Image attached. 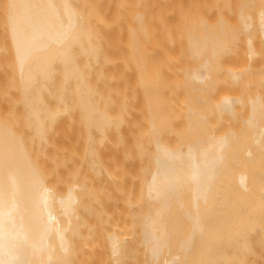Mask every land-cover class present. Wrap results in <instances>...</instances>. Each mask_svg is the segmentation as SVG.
Masks as SVG:
<instances>
[{
	"label": "bare ground",
	"instance_id": "bare-ground-1",
	"mask_svg": "<svg viewBox=\"0 0 264 264\" xmlns=\"http://www.w3.org/2000/svg\"><path fill=\"white\" fill-rule=\"evenodd\" d=\"M21 1L27 6L30 5L28 0ZM41 1L38 5L41 6L42 3L45 5V8L43 6V9L42 7L40 9H45L44 17H49V20L45 22L53 23L51 25L46 23L51 29L46 27L47 25L44 27L40 21L39 24L42 26H37L36 21V23L31 22L33 25L36 24V27H32L28 17H26L27 23L29 22L32 27L30 30L19 22L24 21L25 17L16 21L18 14L25 13L23 11L22 14L20 8L27 9L26 13H29V7L30 12L32 9L36 11V4H31L36 8L35 6L25 8L18 3L20 6L17 5L19 8L17 11H15L16 6L13 10L11 5L6 12L8 26L6 30L10 37L8 48L12 51L10 57H13L11 60L15 77L13 80L17 85L15 91L19 93L15 94L20 95L21 98L18 99L21 101V103L18 101V104L19 107L21 105L22 110L18 111H22L23 116L20 115V117L26 118V124L22 122L25 125L28 124L30 127L28 129H31L34 135L30 137L32 136V141L36 138L37 143L40 140H48L46 138L48 124L58 114L57 110H54L56 108L48 103L49 97H56L57 101L53 98L55 101L52 99L53 102L50 103L58 106V101L63 100L64 95H69L64 94V90L68 92V86L72 84L73 87L70 88L73 89L74 98H71L73 97L71 94L69 98L73 101L77 97L75 100L77 103L74 106V102L70 100V104L73 105H69V108L77 107L81 100L78 88L81 87L82 76L80 75L83 74L79 65H84V62L80 64L81 55L79 56L77 49L81 50L80 48L83 47L78 44L77 39L87 32L82 26V29L81 27L77 29L81 16L70 17L72 11L68 8L66 11H70L69 19L66 20L68 15L63 18L65 7L72 6L69 3L70 0L64 1L68 5L61 0L65 5L63 8H61L60 0H58L60 8L53 7L54 10L58 8L59 15L63 19L66 18L65 22L59 17L58 11H55L57 13L55 17L56 15L47 8L50 2L55 5L58 1L55 0L52 3V0H48L50 2L47 4L45 0L42 3ZM32 2L34 3V0ZM240 2L237 4L232 20L220 13L221 15H217L213 23L206 19L201 20L196 23L193 31L187 33L186 45L188 44V49L191 48L189 51L186 49L190 61L187 63L189 59L186 57V64L180 68L181 74L183 73V82H181L183 86L180 89L184 88L183 94H186H184V106L181 104L185 123L183 119V131L180 135L182 137L179 138V142L172 143L169 140L160 139L161 125L156 126V123L153 125V120L149 118L147 133H151L148 137L152 138L150 150L152 165L144 187L148 209L139 227L141 243L148 254L147 257L144 255L147 258L144 260L149 259L148 263L144 261L146 264H264V64L259 61L260 48L256 42L257 39L264 41V9L259 8L253 11L252 0ZM9 9H11L10 14ZM74 10L73 15L75 12L80 15L77 8ZM38 12L37 15L36 12L34 13L36 18L42 14ZM8 16H16V19ZM34 16L32 14L30 17ZM73 17L77 22L70 23ZM142 18L141 11L134 13L135 26H131L129 35L131 58L137 59V62L138 54L135 59L136 52H133L135 49L141 51V46L137 45L138 40H141L143 36L139 30L144 32V28L143 30L139 28L143 24ZM9 19L16 21V25L19 23L23 25L22 28L15 26V23L10 25L12 22ZM57 19L60 21L57 22ZM82 23L84 22L81 21ZM65 24H68V28L64 27ZM74 24L78 26L74 27ZM94 27L91 31L89 29L92 40L96 39L92 35ZM211 29L214 30L211 31ZM77 30H84V33ZM212 33H215L214 36ZM210 34L212 40L209 37ZM138 36L141 39H138ZM83 37L86 40L87 36ZM207 38H210L208 44ZM81 44L83 45L84 42ZM205 44L210 47L208 48ZM84 49L83 51H86ZM90 51L93 52L89 55L86 51L87 55L89 57L94 55L92 58L94 60L96 45L92 46ZM140 53L143 55L142 52H139V55ZM228 55L229 58L232 56L231 60H234L235 55L238 58L239 62L235 59L238 64L233 60L230 61L227 58ZM89 57L86 56V60L90 59L88 61L91 63V57ZM4 58V61H7L5 64H8L10 58H7L8 60ZM227 59V62L231 64H223ZM83 60L86 61L85 57ZM90 63V67L86 65L89 72ZM137 64L139 65V62ZM10 68L11 66L9 70ZM140 71L138 72L141 75L145 70ZM84 72H87L86 80L88 71ZM13 76H9L10 79ZM88 84L89 89L90 83ZM54 88L56 92L59 91L56 96H54L55 91L54 95L52 93ZM64 102L66 104L68 101L64 100ZM64 102L60 101V104L64 105ZM64 110L68 109L63 108L62 111L65 112ZM12 122L3 119L0 114V264H92L89 259L85 261L87 257L85 259L84 255L87 252H84L85 247L80 242L82 236L80 234L84 232H80L83 227H80V224L83 220H80L81 210L78 211L77 206L78 202H81L79 199L82 198L79 197L80 192L77 193L76 190L83 184L72 182L71 185L67 184L68 188L65 190L63 186L64 191L58 190L59 184H56L58 185L56 187L53 183L56 181L53 174L56 173L59 163L55 166L53 164L55 171L51 164L49 165L53 170L48 167L50 169L47 170L48 172L44 166L40 167L41 164L50 163L48 162L50 158L46 159L49 153L46 154V151L41 150L45 154L43 155L45 160L38 154L40 153L38 150L37 154L33 152V155L32 146L37 144L33 145L35 142H32L30 137L27 141L23 134H20L24 131L19 133L18 127L15 129L16 126L20 128L19 124L22 122L19 121L16 126L12 125L14 124ZM39 157L47 162L40 163ZM52 172H54L52 174L54 181L49 175ZM58 175L57 173L56 179ZM115 229L111 230L112 233L109 231L107 236L113 258L115 255L117 257V254L123 256L119 255L123 250L121 243L123 244L125 239L121 236L126 233L123 232L124 228L116 229V232L119 229L123 230L122 234L115 233ZM85 234L87 236V233ZM82 241L84 242V239ZM87 251L91 253L90 250ZM119 261L124 262L122 259Z\"/></svg>",
	"mask_w": 264,
	"mask_h": 264
},
{
	"label": "crops",
	"instance_id": "crops-1",
	"mask_svg": "<svg viewBox=\"0 0 264 264\" xmlns=\"http://www.w3.org/2000/svg\"><path fill=\"white\" fill-rule=\"evenodd\" d=\"M9 1H11L12 4ZM13 1L14 0H0V94L4 93L8 87H14L17 89L16 81L13 80V79H15V77L13 76L14 71L12 70L13 65H12V61H11L13 57H10V56H12L10 53L12 51H10L9 50L10 48H8L10 46L9 45L10 37H8L9 35L7 34V30H6L7 29L6 28V26H7L6 25L7 24L6 12H7L8 8H11V5H12V9L15 10V8H16L15 11H17V9H19L17 5L20 6V4L25 6V8L31 6V4L37 5V8L35 5L31 6V8L32 7L34 8V6H35L36 11H34L35 9H32V11L30 12L31 9L29 7V9H28L29 13H26L27 9L25 10L24 8H22V9L20 8V12L22 13L23 11H25L26 14L22 13L24 16L21 14H18L19 17H17V19L15 18L17 16V14H15V13H13L16 15L15 17L10 16L11 19L15 18L16 21L25 17L24 21L21 20L19 22L21 24H24L26 26V28L28 27L29 30L32 29V27L35 26L36 24H37V26H39L40 25L39 21L44 27L47 24H50V25L53 24L51 21H50L51 23L49 21L45 22V21L49 20L48 19L49 17L48 18L44 17L43 11L45 9L41 10V9H43V6L45 8V5L42 3V2H44V0H42V1L40 0L42 3L41 6L38 5V4H40V1H38V0H34V3L32 2V0H30V1L28 0L27 2L28 3L30 2V5H28V6L25 3H22L21 0H18V2L15 0L14 1L15 3H13ZM19 1H21V3ZM23 1L26 2V0H23ZM53 1L55 2V0H52V3H53ZM57 1L58 0H56V2ZM64 1L65 0H62L63 3H66V5H68L67 4L68 1L67 0H66L67 2H64ZM47 2H48V0L47 1L45 0L46 4H47ZM60 2H61V0H60ZM60 2L59 1L57 2L58 5H56L57 3L55 5L53 3V5H52L51 2H50V4H47L48 6L46 5L47 8L50 9V12L52 11V13H54V15H56L55 17H57V13L55 11H58V15L60 14L59 10H58V8H60V7H58ZM62 2H61V6H62L61 8L65 7V5ZM163 2H164V0H139L137 3V8L139 11H141L142 17H143L142 18L143 24H141V25L139 24L142 27H139V28H141V30H143V28H144V32H140V30H139L140 34L143 33V34H141V35H143V36H141L142 39L140 38V36H138L139 37L138 39H141V40H138L137 46H141V51L140 50L137 51L135 49V51L133 53L136 52L135 53L136 56L134 55L135 59H136L137 54H138L137 58H139L138 62H139L140 68H139V65L137 64L138 63L136 61L137 59L132 60L133 57L131 58V56H132L131 49H129L128 53L125 55L122 53L117 54L115 51L112 52V54H110L109 50H107V56H106L107 60L108 59H113V60L116 59L119 61H122V59L126 60V63L128 66L127 86L129 89H131V87L133 85H135L137 82H144L147 84V87L144 90L138 91L135 93L134 99L131 98L132 95L130 92V94H128V96L130 98L128 101L125 102L124 106H122L121 102H119V99L116 98L117 92L122 91V89H123L122 85L110 86V84L108 83V80H107V76L109 74L116 75L117 73H120L122 71V65L123 64L120 62L116 71H112V69L108 65L105 66V26H104L105 25V14H104L105 3H104V0H91V12L90 13H89V0H70L69 3H71L72 6H67V7H65L66 9L64 8L65 10L63 12L65 14H63V18L68 15V17H66L67 19L65 18L66 20L69 19L70 11L73 12V10L77 8V11L78 12L80 11V15H78V13H76V12H75V15H73L71 12L70 17L76 16L77 18H79L81 16V18H83V20H80L81 18H79L78 25L79 24L80 25L78 26V25L74 24L73 26L74 27L78 26L77 29H79V27L82 26L83 29H86V31L88 32V33L87 32L84 33V30H82L83 32L80 30L82 33L85 34V35L84 34H81V35L87 36V38L85 37L86 40H84L83 39L84 37L80 35L81 38L79 37L77 39L79 41L78 44L83 47V48H80L81 50L77 49L79 56L80 55L82 56V57L80 56V58H81L80 64H82V62H84V65H79V67L81 66L80 69L82 70V74H83L80 76H82V78H84L83 80H85V78H86L85 76L87 73L84 71H88V75H87L88 77L86 79L88 81L85 80L84 81V82H86V84H85L81 78V83H80L81 87L78 88L81 91V93H80V91H78L79 97L81 96L80 97L81 100L79 99L80 101L77 104L79 107L77 105H76L77 107H74V108L78 109V113H79V141H80L81 156H83V154H84V144H86L85 145L86 152H87V154H90V156L93 158L95 151L97 150L99 142L104 141L105 138L107 140H111V141H116V140L121 139L123 141L128 142V145H131L134 140L139 138L137 136L140 134H147L150 137L151 133L150 134L147 133V132H149V128L147 129L148 123H150L149 118H151V120H153L152 121V123H154L153 125H156V124H157L156 126L161 125L160 126L161 133L159 134L161 137L160 139H162V140L165 139L166 141H168V140L169 141L170 140L176 141L182 137V136L180 137V135H182V132L180 131L179 133H177V130H176L177 126H183L185 123V118H183L184 115H182V113H183V106H184L183 103L185 100L184 94H186V93L183 94L184 88L180 89L183 86V85H181V82H183L182 81L183 73L181 74L182 71L180 70V68L186 64V61H187L186 57H188L187 59L190 58V56L188 54H186V52H187L186 49L189 51V49L191 48V47L189 49L187 48L188 44L186 45V43H187L186 39L188 37H186V36H187V33H189L191 30L192 31L194 30L195 24L188 26L187 22H189V20H194L198 17V15H196V0H166L165 3H163ZM9 3H10V7H9ZM18 3H20V4H18ZM207 3L209 5V7L211 8V11L207 16V21L210 23H213L216 19L215 0H207ZM174 4H176L178 6L176 13L174 15H166L165 10L171 8L172 5H174ZM54 6L58 7V8H56V10H54V8H53ZM205 6H206V1L204 0V2L202 3V6L199 5V11L201 10V12H203L204 16H206ZM13 7H15V8H13ZM38 7H39V9H40V7H42V8L39 10ZM67 8L70 11H66ZM71 8H73V10H71ZM9 10H10V12H9V14H10L11 9H9ZM46 10H48V9H46ZM35 12H36V15H37V12L39 14L42 13L41 15H38L39 16V17H37L38 19L36 18V15L34 14ZM66 12H69V13H66ZM31 13L33 14V16L35 15L33 18L30 17V16H32ZM45 13L47 14L46 11H45ZM28 15H30V16H28ZM42 15H43V17H42ZM89 15H90V17H89ZM26 17H28V19L30 18L29 19L30 23L31 22L36 23V21L38 23H36L35 25H33L31 23V25H32V27H31L30 23L29 22H28L29 24L27 23L28 19H26ZM59 17H61V16L59 15ZM53 18H54V16H53ZM65 19H63L64 22H65ZM9 20H8V22H9ZM31 20H35V21H31ZM159 20H162L164 22H159ZM16 21L13 22L10 20V22H12L10 25L15 23L14 24L15 26H19L22 28L23 25L22 26L19 25L20 24L19 22H18L19 24L16 25L17 24ZM52 21H54V20H52ZM59 21L60 20L57 19V22H59ZM70 21H71L70 23H72V21L74 23L77 22L76 20H74V17ZM81 21L84 23L81 24ZM181 22L186 23L185 26H183L182 28L180 27ZM66 23H67V21H66ZM88 23H90V24H88ZM68 24H65L64 27L67 26ZM42 25H40V26H42ZM91 25H92V27H91ZM132 25H134L133 22H132ZM46 27L50 28L48 25ZM69 27H72V25H69ZM74 27H72V28H74ZM82 27H81V29H82ZM90 27L91 28L94 27L93 33H96V34L92 33V35L94 37H96L95 40L93 39L94 41L92 40V38H90V37H92L89 34V29L91 31ZM40 28H42V27H40ZM67 28H68V26H67ZM212 30H214V29H211V31ZM78 31L79 30H77V32ZM137 31H138V29H137ZM74 34H75V31H74ZM86 34H88L89 36ZM212 34L214 36L215 33H212ZM210 36H211V34L209 35V37ZM210 38H207L208 39L207 40L208 42H206L207 44L209 43ZM169 39L171 41H173V43H174L173 45H170L168 43ZM205 39H206V37H205ZM82 40H84V41H82ZM91 40H92V42H90ZM211 40H212V38H211ZM86 41L89 43H85ZM80 42L81 43L84 42L85 46H83L84 44L82 45ZM213 42L214 41H212L211 43H213ZM207 44H205V45H207ZM79 45H78V47H79ZM87 45L90 47H88ZM94 45H96V52L94 53L96 60H95V58H94V60L92 59L94 57V55L92 54L93 57L90 56L91 57V63H90V61H88L90 59L86 60V56L89 57L88 56L89 53L91 54L93 52V51L91 52L90 50H92V46L94 47ZM212 45H214V43ZM207 46H208V48L210 47V45H207ZM84 47L86 49H84ZM76 48H75V50H76ZM208 48H206V49H208ZM83 49L88 51V55H87L86 51H83ZM88 49H90V50H88ZM211 49H213V47H211ZM83 52H85L86 54L83 55L82 54ZM139 52H142L143 55H141V53L139 55ZM207 52H210V51L207 50ZM207 52H206V54H208V56H210L209 53H207ZM4 57H6V60H8L10 58L8 60V64H5V62H7V61H4L5 60ZM84 57H85L86 61L83 60ZM234 57H235L234 60L233 59L232 60L234 62H236L235 59H238V58L235 55H234ZM227 58H229V55ZM231 58H232V56H231ZM231 58H229L230 61H232ZM80 60H79V62H80ZM135 61L137 63H135ZM189 61H190V59L187 61V63ZM227 61H228V59L223 64H226V63L231 64V62L228 63ZM10 62H11V64H10ZM86 62H88L86 65H89V63L91 64L92 70L90 68V72H89V68H87V66L85 65ZM10 66H11V68L9 70ZM84 66H85V68H84ZM88 67H90V65ZM141 68H142V70L143 69L145 70L144 71L145 73L143 72V74H141L142 76L138 72L141 70ZM172 68L178 69L176 75H172L170 73L169 69H172ZM85 69H87V70H85ZM11 71H12L13 78L10 79V77H12ZM158 72H160L162 74V76L158 80H155L154 79L155 74ZM144 74H146V75H144ZM143 76H145V77H143ZM141 77H142L143 81L141 80ZM143 78H145L146 82ZM12 80L15 82H13ZM11 82H13V83H11ZM178 82H179V84H178ZM70 83L71 82H69V84ZM83 83L86 85V87H84L85 85H83ZM88 83H90L89 89L87 88V86L89 85ZM67 86L65 87V89L67 88ZM70 87H73L72 84H70ZM70 87L68 86V88H69L68 92L69 93L67 92V90H64V94H69V95L71 94L72 95L73 89ZM54 91L56 94L53 93ZM16 92H17V90H16ZM57 92H59V91H57ZM57 92H56L55 88L52 91L53 95L55 94L54 96L57 95ZM11 94H10V97L6 98L5 100H3V101L0 100V108L9 107L11 101H13L14 98L17 101L21 102L20 100H18V99H21L19 97L20 95L17 96V94H15V96L12 97ZM69 95H67V96L64 95L63 97H65V98L63 100L60 99L61 102L62 101L64 102V100L68 101V102H66V104H68V105H66L65 102H64V105H61L63 103L60 104V101H58L59 102V103L57 102L58 106H54L56 104H52L50 102H53L54 99L56 100V97L55 98L53 97L54 99L49 97L50 99L48 98V103L50 105H53L54 108H56L54 110L55 111L57 110L56 111L57 113L61 112L63 108L69 110L72 108V107L69 108V105L70 106L73 105L72 103L70 104V102L72 101L71 98H74L73 95H72L73 97L70 96L71 98H69ZM66 97L69 98V100ZM75 97H76V94H75ZM82 98H83V100H82ZM76 99H77V97L75 98V100ZM75 100L73 99V101H72V102H74V106L77 103V102H75ZM84 100H85V102H84ZM115 100H116V102H115ZM181 104H183V106ZM65 105L68 107L66 108ZM53 107L51 106V108H53ZM57 107L59 109L62 107L63 108L60 109L61 111H59V109H57ZM145 108H149V111H147L145 114H139L138 112L133 110V109L142 110ZM56 112H55V114H56ZM179 115H180V118H177ZM183 119H184V123H183ZM70 121H71V116L69 117L68 115H65L64 116V123L69 124ZM124 121L128 122V126L126 128L120 127V128H118V131H116L115 127H118L119 124L123 123ZM50 122H52V121H50ZM182 123H183V125H182ZM149 137H148L149 141L152 142V138H149ZM65 139H68L67 129H65ZM89 140H91V141H89ZM101 155L103 156L104 153H100V155H97V157H99ZM112 156H114L113 150L109 148L106 152V157L110 161Z\"/></svg>",
	"mask_w": 264,
	"mask_h": 264
},
{
	"label": "rangeland",
	"instance_id": "rangeland-1",
	"mask_svg": "<svg viewBox=\"0 0 264 264\" xmlns=\"http://www.w3.org/2000/svg\"><path fill=\"white\" fill-rule=\"evenodd\" d=\"M138 1L139 0H104L105 66L108 65L110 66L112 71H116L120 62L123 64L122 71L120 73H117L116 75L109 74L107 76V80L110 86L122 85L123 88L122 91L117 92L116 95V98L119 99V102H121L122 106H124L125 102L129 100L130 97L128 96V94H130V92L132 95L131 98L134 99L135 93L144 90L147 87V84L144 82H137L135 85L131 87V89H129L127 86L128 66L126 60L125 59H122V61L116 59L107 60L106 56H107V50H109L110 54H112V52L114 51L117 54L122 53L125 55L128 53V50L130 49L131 46L129 39L130 38L129 35L131 32L130 29L132 22L135 23L134 13L136 11H139L137 8ZM205 1H206V6H205L206 16L203 15V12H201V10L199 11V5L202 6L204 0H196V15H198V17L194 20H189V22H187L188 26L194 24L196 25L197 22L204 19L207 20V16L210 13L211 8L209 7L207 0ZM240 1L241 0H215L216 17H218L217 15L222 13V15L227 17L229 20H232L234 17L233 15L235 13L237 4ZM252 1H253V5H252L253 11L258 10L259 8L264 9V0H252ZM165 2L166 0H164L163 3ZM177 8L178 6L174 4L172 5L171 8L165 10V14L174 15L176 13ZM90 12H91V0H89V13ZM159 22H164V21L159 20ZM185 24H186L185 22L184 23L181 22L180 27L182 28L183 26H185ZM256 42H257V46L260 48L259 57H258L259 61L261 62V64H264V41L257 39ZM168 43L170 45L174 44L173 41H171L170 39L168 40ZM237 62H239L238 59ZM169 71L172 75H176L178 69L172 68L169 69ZM161 76L162 74L158 72L155 74L154 79L158 80L159 78H161ZM15 92L16 91L14 87H8L4 93L0 94V100L3 101L6 98L10 97L11 93H12L11 96L14 97ZM18 103L19 102L16 99H13L9 107L0 108V114L3 117V119H5L8 122L13 121L14 124L12 125L15 126L16 124L17 125L19 124V121L20 122L23 121L26 124V120H25L26 118L25 117L24 119L21 118L23 116L21 114L22 111L20 112L18 111V110H22V108L20 109L21 105L19 107ZM15 109H17V111ZM133 110H135L139 114H145L147 111H149V108H145L142 110L140 109L139 110L133 109ZM20 115L22 116L20 117ZM65 115H68L69 117L71 116V121L69 124L64 123ZM182 115H184V113H182ZM16 118L18 119V121ZM177 118H180V115ZM23 122L19 124L20 128L19 126L16 127L13 126V127H15V129H17L18 127L19 133L24 131L20 134H23V137L27 139V141H29L28 139L30 135H33V133L31 132L32 131L31 129H30L31 131L28 129L30 128L28 127V124L25 125L23 124ZM48 126H49V129L47 130L48 132L46 131L47 134L46 138L48 140L45 139H44L45 141L40 140V142L38 141L39 143L38 144L36 138H34L33 141L35 143H33V145L37 144L39 147L35 145L34 146L35 148L32 146L33 150L31 148L30 150H32V154L33 152L34 154H37L36 151L38 150V152L40 151V153L38 154L42 156L43 155L45 156V154H43L44 152H41V150L46 151L45 152L46 154L49 153L46 155V159L48 160V158H50L48 160V162L50 163L40 165V167L44 166L46 171L47 170L49 171L50 169L53 170V168H54L53 171H55L54 166L58 165L59 163V165L57 166L58 168L56 167L57 168L56 173L53 174L54 172H52L49 174L51 176V179H53L54 177L56 180L55 182H53L54 181L53 179L52 182L55 185L59 184V187L57 188L58 190L60 189L61 191H64L65 189L68 188L67 187L68 185H71L72 182H76L77 184L80 185L81 183L83 184V186L81 185V187H79V189L76 190L77 193L80 192L78 194H80L81 196L79 195V197L82 198L79 199L81 200V202L79 201L78 206L77 205L76 206L79 207L78 211L81 210L80 211L81 213L78 212V214L80 213L79 216L80 220L81 221L83 220L80 224V227L82 226L83 227L82 229L79 227V230L81 229L80 232H84L80 234L82 235L81 238L84 236L82 238L84 239V242L82 241L81 238H80L81 240L80 242L81 245H84L83 247H85V249L83 250L86 251L84 252H87L86 255H84L85 259L87 257V260L85 261L90 260L89 262L92 264H96L97 262L98 264L101 263L117 264L118 260L122 259L124 262L119 261L120 264H126V263L146 264L144 261L147 260L146 257L148 254L147 251H145L144 245L141 243V234H140L141 229L139 227L142 217L145 215L148 209L147 208L148 205L147 202L145 201V196H144L145 182L152 165V160H151L152 157L150 156L152 142L149 141L148 135L147 134H140L138 136L136 135L139 138L134 140L131 145H128V142L123 141L121 139L116 141H111L105 138L104 141L99 142L97 150L95 151V154L92 158L90 154H87L86 152V148H85L86 144H84V154L83 156H81L80 141H79V113L77 108H71L65 112L62 111V113L60 114L58 113L53 118L52 122L48 124ZM127 126H128V122L124 121L123 123L119 124L118 127H115V130L118 131V128L120 127L126 128ZM65 129H67L68 132V139H65ZM182 129H183L182 126H177L176 127L177 133L182 131ZM169 142L176 143L179 142V140L169 141ZM36 147L39 149H37ZM109 148L113 150V154H114V156H112L110 161L106 157V152ZM34 149L36 150L34 151ZM100 153H104V155L97 157V155H100ZM40 158H41V160H39L40 163L47 162L44 161L45 159L42 160V157H39L38 159ZM62 161H64V163ZM60 163L64 167H62ZM49 164H51L53 168ZM48 167H50V169ZM57 173L60 176L58 175V178L56 179ZM60 178H62L61 179L62 182ZM63 180H65L66 182ZM57 186L58 185H56V187ZM79 203H81L80 206ZM115 222L118 223L116 224ZM113 227L116 229L124 228L123 230L125 231L121 229L117 231L121 234L122 231L126 232L125 235L122 234V236L118 234L119 236L121 237L124 236L125 238V239L122 238L124 239L123 244L121 243V246H123L121 247V249L123 250L120 251L121 253L123 251L124 252L122 254L121 253L119 254L123 256H118L117 254V257L115 255L114 258L110 252V244H108L109 240L107 238L108 234L110 233L109 231L111 230L113 231L114 229ZM116 229L114 230L115 233H117ZM85 233H87V236ZM85 243L87 244L85 245ZM141 245L144 248H142ZM87 250H90L91 253L89 254ZM112 259L113 260L116 259L117 262L115 263L116 260L113 261ZM91 260L93 261L91 262ZM146 262L148 263L149 259Z\"/></svg>",
	"mask_w": 264,
	"mask_h": 264
}]
</instances>
